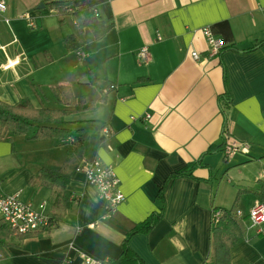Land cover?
Returning a JSON list of instances; mask_svg holds the SVG:
<instances>
[{"label": "crops", "instance_id": "0c3cea01", "mask_svg": "<svg viewBox=\"0 0 264 264\" xmlns=\"http://www.w3.org/2000/svg\"><path fill=\"white\" fill-rule=\"evenodd\" d=\"M4 1L0 102L27 98L37 108L65 107L52 91L59 85L86 102L103 96L93 108L65 116L64 126L86 132L83 161L98 158L113 167L125 200L105 217L96 189L78 169L66 186L70 207L63 219L28 236L12 233L0 264H80L82 255L113 261L126 234L160 212L148 232L128 239L135 257L144 264H204L212 209L233 205L244 240L230 250L231 264H264V234L249 229L247 217L264 183V0H68L112 23L97 40L69 16L59 22L44 0ZM220 21L228 22L231 38L211 28L225 47L210 55L201 30ZM68 35L83 46L67 51ZM22 138L0 139V193L35 208L45 201L49 214L51 191L28 181L42 164L61 165L72 141L36 140L22 150L15 146H24ZM230 143L246 144V151L224 157ZM184 168L191 177L169 178Z\"/></svg>", "mask_w": 264, "mask_h": 264}, {"label": "trees", "instance_id": "16d2710c", "mask_svg": "<svg viewBox=\"0 0 264 264\" xmlns=\"http://www.w3.org/2000/svg\"><path fill=\"white\" fill-rule=\"evenodd\" d=\"M45 6L49 10H54L60 17L59 22L63 21L65 16L72 18L75 24L82 29L88 27L94 38H102L112 27L109 20H98L95 10L92 7L85 9H73L68 0H44ZM215 32L223 34L224 39L230 40L231 31L227 21H220L211 26ZM64 47L67 51H76L84 44L75 35H68L63 39ZM90 82L97 83L96 77L90 78ZM57 101L65 107L49 108L34 107L27 98H20L17 103L8 104L0 102V139L11 142L13 136H23L25 140L35 141L42 139H71V150L65 156L59 166L42 164L38 171L33 175L28 184L38 187H47L52 195L53 202L49 211V217L55 222L63 219L66 211L70 207V193L66 186L70 178L80 167L84 158V142L86 132L80 128L66 127L64 117L87 109H91L98 102L103 101L101 96L98 101L86 102L83 97L72 95L70 88L65 85H59L52 89ZM228 93V91H226ZM229 94V93H228ZM229 100V95H226ZM102 137L99 138V141ZM212 148V147H210ZM194 166V164L192 165ZM190 169V168H188ZM187 168L173 173L171 177L188 176ZM163 187L160 188L157 199L163 207ZM256 196L258 200L264 202V183H260ZM221 215L217 221H212L210 225L211 252L204 264H231L230 250L244 240V224L242 219L236 215L235 206L229 209L219 208ZM162 216V212L154 213L146 219L136 224L124 237L122 241V253L116 260H107L105 264H144L140 261L128 247V239L135 233L148 232ZM13 232L0 217V249L8 246L10 236ZM14 234V233H13ZM32 233L18 234V236H28Z\"/></svg>", "mask_w": 264, "mask_h": 264}, {"label": "built area", "instance_id": "2783aa9c", "mask_svg": "<svg viewBox=\"0 0 264 264\" xmlns=\"http://www.w3.org/2000/svg\"><path fill=\"white\" fill-rule=\"evenodd\" d=\"M6 9L4 0H0V12ZM97 16V13L95 12ZM34 26V24H30ZM202 34L206 41V50L210 55L218 54L225 47V41L222 37L217 36L211 29L206 26L202 28ZM157 39H161L157 36ZM79 53V52H78ZM139 55L144 59L148 55L147 48L144 46L140 49ZM194 59H198L199 55L196 51L191 53ZM114 84L108 86L113 89ZM109 133L108 129L103 130ZM246 144H226L224 146V157L238 150L246 151ZM85 174L87 182L92 185L96 191L98 198L102 201L104 208V216L112 214L117 206L125 200V195L119 186V178L113 167L103 164L98 158L83 161L78 168ZM45 201H42L37 208L30 203L19 200L16 194L0 193V217L5 221L14 234L36 233L51 229L57 225V222L50 219L49 215L44 211ZM237 216L241 213L235 209ZM221 215L219 208L212 209L211 219L217 221ZM249 219V229H254L257 235L264 234V202L255 200L247 215ZM2 250L0 249V259L2 258ZM107 260L95 259L82 255L80 264H105Z\"/></svg>", "mask_w": 264, "mask_h": 264}, {"label": "rangeland", "instance_id": "374dc122", "mask_svg": "<svg viewBox=\"0 0 264 264\" xmlns=\"http://www.w3.org/2000/svg\"><path fill=\"white\" fill-rule=\"evenodd\" d=\"M36 141V140H35ZM28 142H32V141H28V140H25L24 138H22V143L24 144V146H21V145H19V144H17V143H15V146H16V148H19V149H22V150H24L27 146H25V145H27L28 144ZM25 147V148H24Z\"/></svg>", "mask_w": 264, "mask_h": 264}, {"label": "water", "instance_id": "95a60500", "mask_svg": "<svg viewBox=\"0 0 264 264\" xmlns=\"http://www.w3.org/2000/svg\"><path fill=\"white\" fill-rule=\"evenodd\" d=\"M44 6V4L43 3H41L40 5H39V7H43ZM85 81L87 82V79H85Z\"/></svg>", "mask_w": 264, "mask_h": 264}]
</instances>
